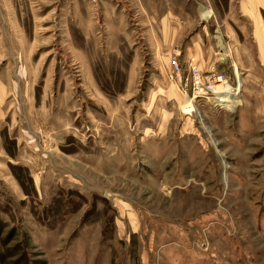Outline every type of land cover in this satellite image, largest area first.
Listing matches in <instances>:
<instances>
[{
  "label": "rangeland",
  "instance_id": "obj_1",
  "mask_svg": "<svg viewBox=\"0 0 264 264\" xmlns=\"http://www.w3.org/2000/svg\"><path fill=\"white\" fill-rule=\"evenodd\" d=\"M0 264H264V0H0Z\"/></svg>",
  "mask_w": 264,
  "mask_h": 264
},
{
  "label": "built area",
  "instance_id": "obj_2",
  "mask_svg": "<svg viewBox=\"0 0 264 264\" xmlns=\"http://www.w3.org/2000/svg\"><path fill=\"white\" fill-rule=\"evenodd\" d=\"M172 64L174 67L175 74L180 76L181 69H180L179 63L176 60H173ZM224 80L228 81L225 78V76H219L215 81L212 82L215 84L207 85L206 82L203 80L202 73L200 72V70L197 69L196 67H192L191 85L193 88L194 96H196V95L197 96L209 95V92H211L212 90H213L212 92H214V90L216 89L215 86L219 85V84H223L225 82Z\"/></svg>",
  "mask_w": 264,
  "mask_h": 264
},
{
  "label": "bare ground",
  "instance_id": "obj_3",
  "mask_svg": "<svg viewBox=\"0 0 264 264\" xmlns=\"http://www.w3.org/2000/svg\"><path fill=\"white\" fill-rule=\"evenodd\" d=\"M202 20H208V19H211L213 16H212V12H206L205 14H203L202 16ZM221 78V77H220ZM219 78V79H220ZM218 79V80H219ZM220 81V80H219ZM225 81V80H224ZM215 90H214V93H216V94H219V95H221V96H223L222 94H225V95H235V93H234V89H233V87L228 83V81H225L223 84H219V85H216L215 86ZM231 95V96H232ZM225 97V96H224ZM227 99V98H226ZM226 99H221V100H226ZM217 100H220V98L219 99H217ZM220 100V101H221ZM228 101H229V99H228ZM235 102V101H234ZM189 106L187 105V107H185L184 109H185V111H184V113L187 115V114H191V113H193L194 112V110L192 109V101H190L189 102ZM236 104H237V102H236ZM231 111V110H230Z\"/></svg>",
  "mask_w": 264,
  "mask_h": 264
}]
</instances>
